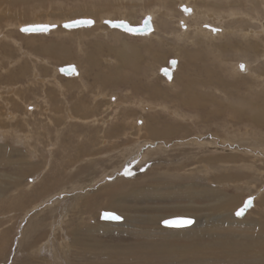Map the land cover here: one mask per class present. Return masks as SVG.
Wrapping results in <instances>:
<instances>
[{"label":"bare ground","instance_id":"6f19581e","mask_svg":"<svg viewBox=\"0 0 264 264\" xmlns=\"http://www.w3.org/2000/svg\"><path fill=\"white\" fill-rule=\"evenodd\" d=\"M26 1L29 2V0H0L4 5L6 3L10 6L19 5V7L21 2L23 3ZM50 1L52 0H41L39 6L43 8V5L45 6L46 3H50V5L54 3V1ZM63 1L61 2L64 3ZM72 1L74 2V0ZM79 1L78 3L82 5ZM92 1L94 0H91V2ZM109 1L112 2V0H108L107 2ZM116 1L117 0H115V2ZM121 1L124 2V0H119L120 5L124 8L130 5L128 4L129 2H133V0H127L128 3H122ZM127 1L125 0V2ZM137 1L149 2L148 5L151 7L143 12L145 18L147 16L150 17L152 22V29L147 33L133 34L127 31H121L118 27L108 25L106 20H124L129 23L132 22V20L128 18V16H132V12L129 13L126 11L127 13H119L121 12L120 5L117 7L116 4V7L114 5L113 9H109L108 7H111L112 5H99L100 1L96 3L97 0L94 1L95 3H91L90 7H87V11L78 12L80 13L78 15L75 13L74 16H69L68 14L64 15L62 13L55 16V14L50 13L51 15L46 16L44 21H34L32 19L33 21L23 23L21 20L22 23L20 24L7 20V30H0V206L5 203L4 199H13L12 201H9V203L6 202L8 204L6 206L9 208L13 207L12 205H14V207L23 204L26 205L27 203L25 204V201L27 196H37L39 193L47 192L45 191L47 189H44V187L41 189L40 187L47 185L48 176H40V173L37 174L40 165L37 164L38 162L35 163L33 161L39 156L40 148L38 145L42 142L40 135L43 133L49 136L48 144H44V147L45 151H47L50 156L54 155L57 151L55 150V146L59 144V147L61 145L60 148H62L63 143L67 144V139L63 138L61 141L60 137L64 136L65 132H69L81 142L80 144H86L84 146L85 148L86 146L87 148L89 147L87 151L82 152L78 150L77 158L86 154L82 159L87 158L88 163L92 161L96 162L97 165L98 163L106 162L110 159L112 160L114 151H117L115 148L119 146L121 140H125L127 144L132 138H137V144L129 149L125 162L120 166H115L113 169L111 168L112 165L107 166L112 170L109 172L104 170L99 178L92 181L89 189H78L76 186H73V192L70 193L66 190H62L56 194L50 196L47 195L48 197L46 196L43 200L34 202L28 208L26 207L27 209H25L23 213L20 212V215H18L19 211L17 213L15 211L16 214L11 217L10 211V214L8 215L11 218L8 222L15 218L20 219L19 222H16L15 219L14 224L12 225V228L16 225V233L19 236L15 241L16 246H20L19 248H21L25 241L27 242V239L31 240L37 235L39 230L37 218L40 217V215L42 217L44 213L45 216L48 218L53 217L54 220L51 219V222L46 220V223L50 222L46 225L47 231L43 230L39 232L38 239L41 240L44 237H47L48 245H50V254L54 259L55 264L59 262L62 255H66L67 258L69 250H74L73 248H76L74 251L75 253L73 252L75 257L78 260H81L82 264H119L117 261H111V257L129 258L131 261H129L128 264H264V206H262L264 203H262L263 198L260 200V196L258 198V195L264 191V187L258 185L257 193L252 194L253 196H251L253 198V204L250 207H247L245 210L246 212L244 211L246 216L242 215V217H240L238 214H235L236 208L234 210L231 208V203H233L236 198H232L223 189L218 188L217 183L216 186L213 185L214 181H212V179L214 178H212V174L210 176V173L214 170L221 171L222 166L225 168L228 166L223 164L225 161L224 159L232 158L227 161V164L228 162H236L237 160L234 158L238 157V159H240L239 156H236L238 155L237 153L243 154L240 156L244 162H242V165H235L234 168L238 170L242 169L243 173L241 174V171L240 174L245 179L248 177L253 178L256 174L260 175L264 171L261 168L264 166V132H257L258 130H262L259 125L264 126V93L257 91L259 86L264 87V51L259 54L260 58L258 60V54L254 55L260 45L264 46V0H172L175 1L174 6L177 9L178 20L175 18L173 10L168 8L170 4H166L168 3L167 0H159V2H156V0ZM75 2L77 3V0ZM1 3L0 11L2 12L0 13V22H5L8 18L5 11L9 10L5 9L4 11L3 8H5V6L1 9ZM56 3L59 4L58 1ZM88 3L90 4V2ZM163 3L165 6L161 5ZM70 4L72 3L70 2ZM101 4H103V1ZM32 5L34 6V4ZM132 6L134 5L132 4ZM23 7L24 6H22V8ZM54 7L55 9L57 8L55 4ZM129 7H131V5ZM10 8L12 7H9V9ZM22 8L20 7V10ZM162 9H165V11H162ZM78 10L79 9H77V11ZM35 12H40V10L38 9V11ZM51 12H53V10H51ZM116 12H118V16H115ZM162 13L163 15H161ZM160 17H163L164 19L162 20ZM57 18L61 19V21L57 20ZM79 18H90L93 20V23L87 26L72 28L63 27V23ZM174 19H176L175 22L173 21ZM143 20L144 19H142V21ZM16 21L18 23L19 20ZM43 23L51 25V29L43 32H25L21 29L27 24ZM173 23L176 24L175 29H173ZM60 24L62 27L58 26ZM13 28L21 33L20 36H30L32 38L37 36L38 38V36L45 37L49 35H57L60 39L61 35H65V38L67 35H70V38L73 36V42L74 35L75 37L78 36V39L82 36L83 38H89V35L94 34V32H96L97 38L101 39L102 36H99L100 33L98 34V32L107 31L108 29L114 31L113 34L108 33L109 36H117V33L119 32L121 33L120 35L126 34L127 36L128 34L130 36H140L142 39L144 38V41L145 39H153L157 36L156 38H158L161 47L153 48L148 46L149 52H147V50L145 52L149 53L150 56H146L147 59L145 61L143 59L144 64L140 65L139 60H141L140 58L142 54H137L140 48L137 44L140 43L125 42L123 44L124 47L136 48L137 51H134V54H129L127 52L128 49H121L118 50L120 52H116L119 48L116 47V49L111 46L109 50L114 51L113 53L119 58L120 65L116 66V63L113 67V64H107L108 72L110 71L108 74L99 71L101 70L98 65L99 55L97 57L96 53V55H94L93 52H89L86 57L87 61H85V59L84 61L88 62L87 64H89L90 75H94V77H82V68L79 67L78 63H72L70 65H74L76 70L70 76L69 74H66L65 77H68L71 80H69L68 83L62 84L59 78L41 76V67L35 65L38 62L47 65V62L49 63V61L47 58L45 59L39 56L34 58L36 60L33 63L34 68H32L33 72L31 73V77L23 76L25 72L28 71L26 62L25 67L22 65L18 67V69H15V71L14 69H9L10 72L3 75L4 71L7 69L2 65L1 60H5V58L9 59L5 61L9 64L8 68H12L17 62H20L21 59H23H18L20 58L19 54H17L18 57H16L15 62L13 60L15 58H12V60L10 58V54L13 52V46L21 43L17 42L16 38L13 37ZM212 29H219V31H213ZM161 31L163 32V34L161 33L162 36H158ZM105 33L107 35V32H104L103 35ZM173 36L179 42L182 43L183 41V44L185 45L190 44L199 47V44H203L206 46H200L199 49L197 48L194 51H189V49L185 48L186 46L183 47V52L181 54L186 57L185 59H187V62H185V66L184 64L182 65L187 71L192 72V74H179L177 76L178 73L176 74V72L179 71V65L181 66V57H175L177 60L176 65L169 67L172 71L170 77L165 76L161 72L165 65L158 66L157 68L152 67L155 61L162 59L159 55V52H161L160 48H162L163 45H166L169 42V38ZM97 38L96 41L94 39V42L92 41V43H86H88L89 46L93 45L94 47L95 45L96 47H99L98 45H103L104 42L99 41ZM108 38L109 37L107 36V39ZM222 38H226V40H221L222 42L215 43ZM117 39L115 38V40ZM103 40L106 41V39ZM27 42L29 43L30 40ZM36 42L37 41L32 43L35 44ZM49 42L51 43L50 46H46L48 42L45 43L46 45L41 43V45L46 47L41 48H43V52L46 51L47 54H50L54 59L55 57H58V59L66 58L67 55H71L70 50L68 49L70 46L67 47L68 41L60 39V41L55 42L54 45H52L53 41ZM118 42H120V40ZM32 43H30V45ZM38 44L40 45V43ZM82 44L81 42L78 44L80 49L83 47ZM85 45L83 48L86 47ZM35 47H37V45ZM119 47L121 48V46ZM23 48L25 49L26 47ZM99 48L100 49H97L100 51L103 50L104 52L105 49H101V47ZM28 49L31 50V46ZM38 49L37 51H39ZM237 51H240L238 55L241 56V59L233 61L234 59L232 60V57L235 56ZM23 56L24 55H22V57ZM30 56L31 54L29 57ZM100 56L102 55L100 54ZM106 57H103L105 61H113ZM142 57L144 58V56ZM104 59H102V61ZM31 61H33V58ZM168 62H170V59ZM100 63L101 62H99V64ZM65 65L66 64L57 66L53 65V67L54 70L58 72L60 71V68ZM241 65L245 66L243 70L241 69ZM167 66H169V63ZM127 68H130V70L136 69V72L143 74L144 77H142V79H140L139 76V78L127 77L128 72L126 73L127 75L124 74ZM32 69H30V71ZM159 73H161V77L158 76ZM74 78H77L78 80L80 79V84L84 83L86 86L84 89L86 91L89 90V93L93 95V104H91L93 107L89 104H83V107L77 105L73 102L74 100H71L72 98L67 100V93H70L73 88L78 87ZM89 79H92L95 82L94 86L97 90H93L90 83L88 84ZM162 82H164V85ZM49 85H51V87L53 85V88L50 89ZM122 85H128L135 91L132 92V95H135V97L138 95L139 99L133 98L134 96L132 98L138 100L135 101V103L141 108L143 113L145 112L149 115L151 111L152 113L154 111L153 115L150 114L151 118L145 119L142 114L138 115L139 113H135V108H133L134 110L128 111L127 108L132 101H129V103L127 101H121L117 96H111L108 98L109 101H107L106 104L111 103L110 108H107V110L101 109L100 106L105 105L103 104V89L107 87L114 88L116 86L123 87ZM171 88H174V90H172L173 93H170L171 91L169 92V89ZM55 89H58L59 92L56 93ZM81 89L82 86H80L78 91L82 92ZM111 92H113V90H111ZM65 93L67 95H65ZM77 97H79V95H74V99ZM186 109L192 110L195 114H188ZM86 110L88 113H86ZM224 112H230L231 115L225 116L227 120L224 119L222 121L223 131L229 135L222 139L217 138V135H214V133L208 135L202 133L193 134L190 130L191 127L188 129V123H184L187 120H194L196 126H200L201 123L209 125L215 123ZM162 113H167L169 117L172 116V119H175L176 123H172L171 121L173 120H170L171 118L169 120L162 119L164 114L159 117ZM176 118H178V121L179 119L183 121L178 122ZM242 127H246V131L241 136L242 132H235L234 130L242 129ZM185 131L190 135L185 134V138L182 137L183 139L181 140H173L176 137L178 138L179 134H184ZM238 134L240 135L238 136ZM235 136L238 137L235 138ZM142 137L145 138L140 139ZM98 140L100 141L99 143H97ZM188 147L195 148L196 151L199 150V152H205V158L208 161V164L205 165L204 162L202 167L196 166V170L185 172L186 166L184 167L185 164L182 165L184 163L183 157H177L172 160V162L175 163L173 166L176 165L173 167L175 169L173 171L172 169H166L168 172L160 170L159 172H162L160 176L156 175L159 177L158 179L151 176V174H154L155 172H152L151 174H148L149 172H144L146 170L144 167L147 165L146 162L150 157H155L156 154H161V156H163V153L166 154L175 150L180 151L182 148L185 149L181 151L183 155L185 153L193 155V151L191 152L190 149L186 150ZM79 148L82 147L79 145L78 149ZM127 148L125 147V149ZM64 149L66 151V147L63 148V150ZM125 149L123 147V150ZM220 153L231 154L229 156H226L227 154L220 156ZM171 154H173V152ZM224 156H226V158ZM156 157L158 156L156 155ZM116 158H118L117 155ZM160 159L157 161H160ZM71 162L72 164H69L71 168V176H74L77 172H80V170L87 168L86 165H82L78 168L75 162ZM169 162L167 161L165 163ZM162 163L163 161L160 164ZM165 163L163 165L165 168L171 166L170 163L169 165ZM93 164L94 163H92V165ZM66 166L68 165H65V167ZM152 168L155 169L153 166ZM222 169L224 168L222 167ZM76 170L78 171L75 173ZM123 170H127L131 175H125ZM236 173L238 172L236 171ZM233 176L235 177V175ZM242 176H240V178H243ZM218 177L220 178L219 180L222 181L226 178V173H219L217 178ZM187 179L190 181L187 182ZM228 179L229 178H227V182ZM234 180L237 179L235 178L233 181ZM257 181H259V179ZM262 183L260 184L262 185ZM88 190H93L95 192L104 190L105 195L103 203L106 207L102 209L98 208L99 210L101 209L100 211L95 210V212L97 211L99 213H97V216L94 218H91L92 216L88 218V221L85 220V218H82L84 220L83 228H75L76 226L71 230L69 228V234L62 237V240L58 245L57 242L59 239L57 241V236L59 237L58 233H60V231L61 233L64 231V223L68 222L67 224L69 226L71 225V220H69L71 218H68L67 215L68 212L66 209L60 211V205H63L67 201H77V199H80L87 194ZM23 196L24 198H22ZM137 198L155 201L162 199L168 201V199H172L174 202L177 201V204H173L169 208H174L177 212L188 213L189 215H164L161 214V210L162 208H167L166 206H152L151 208L153 212L151 211V213L146 214L143 216L144 218L141 219L143 215L142 212V215L137 217L138 215L136 216V214H132L134 211L131 214L126 211L131 208L133 209L134 207L133 205V207L128 205L127 202L130 200L134 201ZM102 199L100 201H102ZM196 199L204 200V204H197ZM185 200L188 203H183ZM80 206L77 205V207ZM190 208H194L198 212L203 211L207 216H203L199 213L196 214V216H194V214L191 215L188 212L191 210ZM83 209L84 208H81V211ZM239 209L237 207V210ZM105 211L117 213L122 217V220L103 219L102 213ZM58 212L61 216L55 218V214ZM93 212L94 210L90 213ZM76 213L77 212H75V214ZM90 213L88 215H90ZM141 213L139 212V214ZM83 214L86 215V213ZM257 214H259V217H256ZM79 215L80 214H78V216ZM180 217L192 218L194 221L191 225L180 227L163 225V221L166 219ZM86 221L88 223H86ZM90 221L94 222L91 223ZM73 223H75L74 220ZM68 225L67 227H69ZM72 225L70 227H72ZM236 226L239 228H235ZM1 227L2 226H0V233H3L1 236L10 233V228L4 229L3 231V228L1 229ZM106 230L115 231L116 233H126L127 235L131 234L136 237L137 240L130 244L119 243L116 245H106L104 242L95 241L93 234L97 231H100V234H102L101 232ZM85 236L90 237L89 239H92V241L90 240L91 242H88ZM31 242H34V244L27 247L34 248L38 243L35 239L33 241L31 240ZM42 244H38L39 247H41ZM103 255L106 257L104 262H102L103 260L96 262L91 261L92 257H100V259H102ZM69 258L71 259V257ZM106 259H109L110 261L108 262ZM41 262H44V259Z\"/></svg>","mask_w":264,"mask_h":264},{"label":"rangeland","instance_id":"374dc122","mask_svg":"<svg viewBox=\"0 0 264 264\" xmlns=\"http://www.w3.org/2000/svg\"><path fill=\"white\" fill-rule=\"evenodd\" d=\"M40 1L41 0H29V2H27V4H26V2H21L20 3V7L22 8V6H26L25 8L23 7L21 10H24V11H21L20 10V7H19V5H13V6H10V5H8V4H6L5 3V5L3 4V3H1V9L5 6V8H3L4 9V11H5V9L6 10H9V11H5L6 12V14L8 15V18L5 20V22H0V30H4V31H6L7 30V26H6V22H7V20L8 21H13L14 23H16V24H20V23H22L21 22V20L23 21V23L24 22H30V21H44L45 19H46V16H50L52 13L53 14H55V16L57 15L58 16V14L60 15V14H64V15H66V14H68L69 16H74L75 15V13H76V15H78V14H80V13H78V12H84V11H87L88 10V6L90 7L91 6V3H93L94 1H92L91 2V0L89 1V0H77V3L75 2L76 0H74V2L76 3V5H75V3L72 1V0H57L58 2H59V4H57L56 2L57 1H55V0H52V1H50V2H53L54 1V3H52L51 5H50V3L49 4H47L46 3V5L44 6L43 5V8H41L39 5H40ZM61 1H63L64 3H65V5L67 6H65L64 5V3H62ZM66 1V2H65ZM78 1L79 2H81L82 3V5L81 4H79L78 3ZM85 1V2H84ZM100 1V3H99V5H108V6H111V7H108L109 9L111 8V9H113V7H114V5H115V7H116V4H117V7H119V5H120V3H119V0H117L116 2H115V0L113 1L112 0V2L111 1H109V2H107L106 0H102L103 1V4H101L102 3V1L101 0H99ZM98 0H97V2L96 3H98L99 2ZM127 1V0H126ZM128 1H130V0H128ZM128 1L127 2H125V0H124V2L123 1H121L122 3H128ZM153 1H155V0H153ZM171 1L172 0H167V2L168 3H166L167 5H169L168 6V8H171L172 10H173V13L175 14V18H177L178 17V15H177V9H176V7L174 6L175 5V1H172V3H171ZM39 2V3H38ZM61 2V3H60ZM69 2V3H68ZM70 2L72 3V4H70ZM87 2V3H86ZM88 2H90V4L88 3ZM156 2H159V0H156ZM34 4V6L32 5V4ZM66 3H68L69 4V7H68V4H66ZM95 3V2H94ZM148 3L149 2H141V1H137V0H133V2H129L128 4H130L131 5V7H129L130 5H128L127 7H122V5H120V7H121V12H119V13H125L126 11L127 12H129V13H131L132 12V16H128V18L129 19H131L132 20V22H130V24H132V25H138V24H140V22L142 21V19H144L145 18V15H144V11L145 10H147V9H150L151 7H150V5H148ZM54 4H55V6H57V8L55 9V7H54ZM61 4H63V5H61ZM74 4V5H73ZM132 4L134 5V6H132ZM146 4V5H145ZM29 5V6H28ZM84 5V6H83ZM162 6H165V4L163 3V4H161ZM18 6V7H17ZM71 6V7H70ZM80 6V7H79ZM9 7H12V8H10L9 9ZM30 7H32V8H30ZM35 7V8H34ZM41 9H40V8ZM47 7V8H46ZM82 7H84V8H82ZM53 8V9H52ZM34 9V10H33ZM38 9L40 10V12H35V11H38ZM76 9V10H75ZM77 9H79L78 11H77ZM18 10V11H17ZM20 10V11H19ZM42 10V11H41ZM48 10V11H47ZM51 10H53V12H51ZM63 10V11H62ZM3 11V12H4ZM12 11V12H11ZM34 11V12H33ZM55 11V12H54ZM74 11V12H73ZM75 11H77V12H75ZM162 11H165V9H162ZM2 11H0V13H1ZM20 12V13H19ZM24 12V13H23ZM42 12V13H41ZM44 12H45V14H44ZM60 12V13H59ZM126 12V13H127ZM176 12V13H175ZM17 13H18V15H17ZM35 13V14H34ZM39 13V14H38ZM51 13V14H50ZM71 13V14H70ZM128 13V14H129ZM165 13V12H164ZM14 16H13V15ZM33 14V15H32ZM42 14V15H41ZM49 14V15H48ZM17 15V16H16ZM161 15H163V13L161 14ZM36 16V17H35ZM115 16H118V12H116V14H115ZM81 17H83V16H81ZM35 18V19H34ZM33 19V20H32ZM160 19H164L163 17H160ZM16 20H19L18 21V23H17V21ZM57 20H60L61 21V19H59V18H57ZM177 20H178V18H177ZM174 22L176 21V19H174L173 20ZM193 22V21H192ZM225 22H227V21H225ZM142 23V22H141ZM173 25V29H175L176 27V24L175 23H173L172 24ZM2 26V27H1ZM58 26H61L62 27V25L60 24V25H58ZM64 27V26H63ZM2 28H4V29H2ZM163 28V27H162ZM118 29V28H117ZM121 31H125V30H123V29H120ZM17 30L16 29H14L13 28V30H12V33H13V37L14 38H16V41L17 42H21V43H18L20 46H22V47H20L18 44H16L15 46H13L14 48H12L13 49V52H11V54H10V58H11V60H12V58H15V59H13L14 60V62L16 61V57H18V55L17 54H19V57L20 58H18L19 60L21 59V58H23V59H21V61L20 62H17L16 64H15V66L14 67H12V68H8V66H9V64L5 61V60H9V59H7V58H5V60H1V63H2V65L4 66V67H6V71H4V73H3V75L4 74H6V73H8V72H10V70L9 69H14V71H15V69H18V67H20V66H24L25 67V62H26V66H27V72H25V74L23 75L24 77H31V73L33 72V69L32 68H34L33 66H34V61L36 60V59H34V58H36V57H42V58H47L48 59V61H49V63L47 62V65L46 64H40V62H38L35 66H37V67H41V76L42 77H56L57 79H58V77H60V76H66V74L65 73H61L60 71H58V72H56L55 70H54V67H53V65H62V64H68V65H70V64H72V63H74V64H76V63H78V65H79V67H81L82 68V70H83V75H82V77H84V75H86V77L88 76V77H94V75H90V71H89V64H87L88 62H85V61H87L86 60V57L88 56V54H89V52L91 53V52H93L94 53V55H96L97 57H98V55H99V62H101L100 64H99V62H98V65H99V68L101 69V70H99V71H101V72H103V73H109L108 72V69H107V67H108V65H112L113 67H114V65L116 64V66L117 65H120V62H119V58L116 56V54H114L113 52L114 51H110L109 49L111 48V46H112V48L114 47V48H119V49H117V51L116 52H120V51H118V50H121V49H124V50H126V49H128L127 50V52L129 53V54H134L137 50H136V48L135 49H133V48H130V47H127V46H125L124 47V43L125 42H127V43H140V44H137V46H140V48H139V50H138V52H137V54H139V53H141L142 54V56H144V58L141 56V60H139L140 62V65H143L144 64V61L147 59L146 58V56L147 57H149L150 55H149V53H147V52H149L148 50V46H151V47H153V48H159V47H161V45H160V42H159V40H158V38H156V37H154L153 39L151 38V39H145V41H144V38L142 39V37H140V36H135V35H133V36H130V35H128L127 34V36H126V34H123V35H120L121 33H117V36L116 35H110L109 36V34H113V30H108L107 29V31H99L98 32V30H97V32H98V34L100 33V35L99 36H102V38L100 39V38H97V34H96V32H94V34H92V35H89V38H87V37H84L83 38V36L81 37V38H79L78 39V36H76L75 37V35H74V42H73V39H72V37L73 36H71V38H70V35H67L66 36V38H65V35H61V37H63V38H61L60 36V39H63V40H66V41H68L67 42V47L68 46H70V48L68 47V49L70 50V56H68L67 55V57L65 58H59L60 59V62H59V59H58V57H55V59L50 55V54H47V52L46 51H42V49L43 48H41V47H45L44 45H41V43L42 44H45V43H47V45L46 46H50L51 45V43L49 42V41H53L52 42V45H54V43L55 42H57V41H60V39L58 38V36L57 35H49V36H45V37H39L38 36V38H37V36L36 37H30V36H20L21 35V33H19V32H17ZM104 32H107V35H106V33L103 35V33ZM109 33V34H108ZM163 34V32L161 31L159 34L160 35H158V36H162V34ZM17 35V36H16ZM51 36V37H50ZM95 37V38H93V37ZM107 36L109 37L108 39H107ZM48 37V38H47ZM67 37H68V39H67ZM80 37V36H79ZM92 37V38H91ZM19 40H18V39ZM23 39V41H22V39ZM34 38H35V40H34ZM37 38V39H36ZM45 38V39H44ZM52 38V39H51ZM55 40H54V39ZM70 38V39H69ZM76 38V39H75ZM83 38V39H82ZM86 38V39H85ZM91 38V39H90ZM96 38L97 39H99V41H103L104 43H103V45H98L99 47H101V49H105L104 50V52H103V50H98V49H100L99 47H96V45H95V47L93 46V45H90L89 46V44L88 43H92V41L94 42V39H95V41H96ZM115 38L117 39V40H115ZM57 39V40H56ZM87 39H88V41H87ZM103 39H106V41L105 40H103ZM30 40V42L28 43L27 41H29ZM31 40H32V42H35V41H37L38 43H40V45L36 42L35 44L37 45V47H35L36 45L34 44V43H32L31 42ZM34 40V41H33ZM46 40H47V42H46ZM72 40V41H71ZM78 40V41H77ZM81 40V41H80ZM84 42H83V41ZM113 40V41H112ZM120 40V42H118ZM149 40V41H148ZM151 40H153V41H151ZM155 40V41H154ZM175 40V41H174ZM225 41L226 40V38L224 39V38H222V39H220V40H217L215 43H220V42H222V41ZM43 41V42H42ZM90 41V42H89ZM108 41V42H107ZM110 41H111V43H110ZM115 41V42H114ZM169 42L166 44V45H163L162 46V48H160L161 49V52H159V55H160V58H162V59H160V60H158V61H155L154 63H153V65H152V67L153 68H157L158 66H161V65H165V66H167L168 65V60L169 59H172V58H175V57H181L180 59V64H181V66L179 65V71H178V69H177V71L178 72H176V74H177V76L179 75V74H186V75H188V74H192V72H189V71H187V69H185V62H187V59H185L186 57L183 55V54H181L182 52H183V47L184 46H186L185 48H187V49H189V51L191 50V51H194V50H196L197 48L199 49V47L201 46V47H206L205 45H203V44H199V47L197 46L196 47V45H194V46H192V45H185V44H183V41H182V43L181 42H179L174 36L173 37H170L169 38V40H168ZM23 42V43H22ZM70 42H71V45H70ZM81 42V44L82 43H84V44H82L83 45V47H84V45L85 44H87V45H85L86 47L85 48H83V47H81V49H83V50H81L80 48H79V43ZM86 42H88V43H86ZM149 42V43H148ZM30 43H32L31 45H30ZM105 43H106V45H105ZM108 43V44H107ZM116 43V44H115ZM151 43V44H150ZM173 43H175V44H173ZM22 44V45H21ZM26 44H27V46H26ZM114 44V45H113ZM148 44V45H147ZM38 45H39V47H38ZM77 45V46H76ZM110 45V46H109ZM116 45H118V46H116ZM145 45V46H144ZM158 45V46H157ZM29 46V47H28ZM30 46H31V50L33 51V53H32V51L30 50V49H28V48H30ZM119 46H121V48L119 47ZM147 46V47H146ZM157 46V47H156ZM166 46V47H165ZM23 47H26L25 49L23 48ZM28 47V48H27ZM33 47H34V49H33ZM87 47H89V48H87ZM90 47H92V48H90ZM103 47V48H102ZM123 47V48H122ZM22 50H21V49ZM39 48V49H38ZM46 48V47H45ZM98 48V49H97ZM152 48V49H153ZM195 48V49H194ZM37 49L39 50V51H37ZM79 49H80V51H79ZM96 49V50H95ZM203 49V48H202ZM25 52H24V51ZM26 50H28V51H26ZM147 50V52H145ZM15 51V52H14ZM37 51V52H36ZM72 51V52H71ZM81 51H82V53H81ZM98 51V52H97ZM110 51V52H109ZM135 51V52H134ZM263 51H264V46L263 45H260L259 47H258V49H257V52H256V54H254V55H257L258 54V56H257V60L260 58L259 57V54H261V53H263ZM27 52V53H26ZM42 52V53H41ZM86 52H88V53H86ZM106 52V53H105ZM178 52V53H177ZM22 53V54H21ZM23 53H25V54H23ZM37 53V54H36ZM45 53V54H44ZM96 53V54H95ZM99 53V54H98ZM113 55H112V54ZM180 53V54H179ZM238 53H240V51H237V53L235 54V56L234 57H232V60L233 61H235V60H237V59H241L240 57L241 56H239L238 55ZM31 54V56L29 57V55ZM34 54H35V56H34ZM100 54L102 55V56H100ZM148 54V55H147ZM162 54V55H161ZM22 55H24L23 57H22ZM26 56V57H25ZM47 56V57H46ZM95 56V57H96ZM107 56V57H106ZM69 57V58H68ZM73 57V58H72ZM84 57V58H83ZM106 57V58H110V59H112L113 61H105V59L104 58ZM32 58H33V61H31L32 60ZM53 58V59H52ZM27 59V60H26ZM29 59V60H28ZM31 59V60H30ZM84 59H85V61H84ZM102 59H104L103 61H102ZM143 59H144V61H143ZM25 60V61H24ZM57 60V61H56ZM64 60V61H63ZM75 60V61H74ZM152 60V59H151ZM105 61V62H104ZM29 62V63H28ZM104 62V63H103ZM111 62V63H110ZM114 62V63H113ZM21 63V64H20ZM20 64V65H19ZM28 64H29V66H28ZM81 64V65H80ZM108 64V65H107ZM155 64V65H154ZM182 64H184V66L182 65ZM65 65V66H66ZM101 65V66H100ZM31 66V67H30ZM106 66V67H105ZM112 66H109V67H112ZM168 67H171L170 65L168 66ZM106 70H105V69ZM30 69H32L31 71H30ZM92 69H94V68H92ZM102 69H104V70H102ZM184 69V70H183ZM129 70V71H128ZM131 70H133V71H131ZM130 70V68H127L126 70H125V72H124V74L125 75H127L128 74V76L127 77H136V78H139L140 77V79H142V77H144L143 76V74H141V73H137L136 72V69H131ZM30 71V72H29ZM43 71H45V72H43ZM95 71V70H94ZM97 71V70H96ZM98 72V71H97ZM128 72V73H127ZM127 73V74H126ZM130 73V74H129ZM136 74V75H135ZM1 75V74H0ZM130 75V76H129ZM70 76V75H69ZM139 76V77H138ZM159 77H161V73H159V75H158ZM164 76V75H163ZM166 76V75H165ZM164 76V77H165ZM199 78H202V77H199ZM75 80H76V82H81L80 81V79L78 80L77 78H74ZM232 79V78H231ZM27 80H28V78H27ZM71 80V79H70ZM89 82H88V84L90 83L91 84V86H93V90H97V88L94 86V81L92 80V79H89L88 80ZM230 81H232V80H230ZM86 83V82H85ZM162 84L164 85V82H162ZM175 84H176V82H175ZM50 86V89L51 88H53V85H52V87H51V85H49ZM81 86H82V89H81V91H82V93L83 92H85V84L84 83H81ZM123 87H119V86H116V87H114V88H110V87H107V88H104L103 90L104 91H102V92H104L103 93V96H104V98H103V100H100V101H103V104L105 103V105L104 106H100L101 107V109L102 110H107V108H110L111 107V103L110 104H106L107 103V101H109V97H111V96H117V97H119L120 98V100L121 101H127L128 103H129V101L131 102V104L129 103V106H128V108H127V110L129 111V110H134L133 108H135V113H139L138 115H140V114H142L143 115V117L146 119V118H151V115H153L154 114V111H153V113H152V111L149 113V115H148V113L146 114L145 112V115H144V113L142 112V110H141V108L138 106V105H136V103H135V101H138V100H136V99H139V97H138V95H137V97H135V95H132V92H135L132 88H130V86H128V85H126V86H124V85H122ZM256 88H258V87H256ZM102 89V88H101ZM243 89V88H242ZM110 90V91H109ZM111 90H113V92H111ZM172 90H174V88H171V89H169V92L170 93H173V91ZM178 90V89H177ZM264 87H260L259 86V88H258V90L257 91H261L262 93H264ZM109 91V92H108ZM117 91V92H116ZM96 92V91H95ZM107 92V93H106ZM112 94H111V93ZM120 94H119V93ZM68 95H72V93L70 94V93H67ZM66 93H65V95H67ZM104 94H106V95H104ZM129 94V95H128ZM131 94V95H130ZM67 95V96H68ZM121 95V96H120ZM134 96V97H133ZM87 98H88V101L90 102L89 103V105H91V104H93V95H89V97L88 96H86ZM85 97V99H87ZM106 97V98H105ZM131 97V98H130ZM136 98V99H133V98ZM62 98V97H61ZM80 98V97H79ZM80 99H82V98H80ZM134 101V102H133ZM159 101V100H158ZM155 102H156V100H155ZM107 105V106H106ZM131 105V106H130ZM92 106V105H91ZM93 107V106H92ZM113 107V106H112ZM137 107V108H136ZM92 109V108H91ZM136 109H137V111H136ZM110 112H111V110H110ZM109 112V113H110ZM141 112V113H140ZM186 112H188V114L190 113V114H195L194 112H192V110H190V109H186ZM161 113V112H160ZM38 114H40V113H38ZM151 114V115H150ZM164 114V117L162 116ZM167 113H162L159 117H161L162 116V119H164V120H169L170 118V120H173V121H171L172 123L173 122H175L176 123V120L175 119H172V116L171 117H169L168 116V114L166 115ZM228 115H231L230 114V112H224L219 118H218V120L215 122V123H211V124H209V125H207L206 123H201V125L200 126H196V123L194 122V120H187V121H185L184 123L186 124V123H188V129L190 128V130H191V132L194 134H199V133H202V134H204V135H208V134H212V133H214V135H217V138H219V139H222L223 137H227V136H229L228 134H226L224 131H223V125H222V121L224 120V119H226L225 118V116H228ZM146 116V117H145ZM167 119H166V118ZM177 119V121H178V118H176ZM227 120V119H226ZM131 121V120H130ZM180 121H183V120H180L179 119V121L178 122H180ZM192 122V123H191ZM228 122V121H227ZM133 123V122H132ZM195 124V126H194V124ZM207 125V126H206ZM261 128H262V130H258L257 132H260V133H262V132H264V126L263 125H259ZM242 130V131H241ZM235 132L236 131H238V132H242V134H241V136L243 135V133L246 131V127H242V129L240 128L239 130H234ZM234 132V133H235ZM86 134V133H85ZM182 134V135H181ZM181 134H179V137L177 138H175V139H173V140H178V139H183V138H185L186 136H184L185 134L186 135H190V134H188V133H186V131L184 132V134L183 133H181ZM181 135V136H180ZM240 134H238V136H239ZM54 136V135H53ZM66 136V137H65ZM237 136V137H238ZM183 137V138H182ZM236 136H235V138H237ZM61 138V141H62V139L64 138H66L67 139V144L66 143H63V146H62V148H60L61 147V145H60V147H59V144L57 145V146H55V150H57L56 152H55V154L54 155H52V156H50V154L49 153H47V151H45V147H44V144H48V138H41V141L43 142H41L42 143V145L40 144V145H38L39 146V148H40V150H39V156H37V158H35V160H33L35 163H37L38 165H40V168H39V171L37 172V174L38 173H40L41 175L40 176H48V180H47V185L45 186H42V187H40L41 189L44 187V189H47V190H45V191H47L46 193L45 192H43V193H39V194H37V196L39 197H37L36 195H34V196H31V195H29V196H27V199H26V201H25V204L26 205H21V206H18V207H14V205H12L13 207H7L6 205H8L7 203H9V201H12V200H6V199H4L5 200V203H3V205H1L0 206V226H2L1 227V229L3 228V231H4V229H7V228H10L11 230H10V233H8V234H4V236H1L2 234L0 233V264H41V263H43V264H55L54 263V259L52 258V256H51V252H50V245H48V242H47V237H44L43 239H38L39 237V232H41V231H47V227H46V225L48 224V223H50L51 221V219L52 220H54L53 219V217H51V218H48L47 216H45L44 215V213H43V216L41 217V215H40V217H38L37 218V224H38V228H39V230H38V232H37V235L35 236V237H33L31 240L33 241L34 239L36 240V242H38L37 243V245L34 247V248H29V247H27V246H30V245H33L34 244V242H31V240H29V239H27V242L25 241V243L22 245V249L21 248H19L18 246H16V239H18V235H17V230H16V225L14 226V228H12V225L14 224V220L16 219H13V220H11V221H9L8 222V220H10V218L12 217V216H14L18 211H19V214L18 215H20L21 213H23V211L25 210V209H27L28 207H30L34 202H37V201H41V200H43L47 195H53V194H56V193H58V192H61L62 190H66L67 192H73V190L74 189H72L73 188V186H76L78 189H81V188H84L85 190H87V189H89L90 187H91V183H92V181H95L97 178H99L101 175H102V173H103V171L104 170H106L107 172H109L110 170H112L115 166H120L121 164H123L124 162H125V158L128 156V153H129V149L130 148H132V147H134L133 145H135V144H137V138L136 137H134V138H132V140L129 142V143H127L126 144V142H125V140H121L120 142H119V146L118 147H116L115 148V150H117V151H114V153H113V157H112V160L110 159V160H108V161H106V162H102V163H98V165L96 164V162H92L91 160V162H89L88 163V160H87V158L86 159H82L83 157H84V155H86V154H83L82 155V157H80V158H77V155H78V150L79 151H87V149L89 148H87V146H86V148L84 147L85 145H82V144H80L81 142L80 141H78L77 140V138L76 137H74V136H72V134H70L69 132L67 133V132H65V135L64 136H61L60 137ZM143 138H145V137H142V138H140V139H143ZM234 138V139H235ZM70 139V140H69ZM77 140V141H76ZM76 141V142H75ZM123 141V142H122ZM136 141V142H135ZM55 142V141H54ZM134 142V143H133ZM77 143H79V144H77ZM122 143V144H121ZM70 146H69V145ZM74 146H73V145ZM121 144V145H120ZM124 144V145H123ZM66 145V146H65ZM80 145V147H82V148H79L78 149V146ZM82 145V146H81ZM66 147V151H65V149L63 150V148H65ZM74 147H76V148H74ZM123 147H124V149H125V147L127 148V149H125V150H123ZM72 148V149H71ZM59 149V150H58ZM76 149H77V151H76ZM191 150V152L193 151V155H188V154H182L181 153V151H183V150H185L184 148H182L180 151L179 150H175V151H172L173 152V154H171L172 152H169V153H163L162 155L163 156H161V154H156L158 157H156V155H155V157H150V159L149 160H147V162H146V166L144 167L146 170L144 171V172H149L148 174H151L152 172L154 173V174H151V176L152 177H154L155 179H158L159 177H157L156 175H158V176H160V174L162 173V172H159L160 170L162 171H167L168 172V170H166V169H169V170H171L172 169V171L175 169V168H173V167H175L176 165H174L173 166V164H175L174 162H172V160H174L173 158H177V157H183V159H184V163L182 164V165H184V167H185V172H187V171H192V170H196L197 169V167H202L203 165L202 164H204V162H205V165H207L208 164V161L206 160V153L205 152H199V150L198 151H196V149L195 148H191V147H188L186 150ZM44 150V151H43ZM74 150V151H73ZM196 153H195V152ZM77 152V153H76ZM92 152V151H91ZM175 152V153H174ZM228 152H230V151H228ZM41 153H42V155H41ZM89 153H90V150H89ZM115 153H117V154H115ZM198 153V154H197ZM205 153V154H204ZM60 154V155H59ZM74 154V155H73ZM120 156H119V155ZM171 154V155H170ZM201 154H203V155H201ZM225 154H227L226 156H229L230 154H228V153H220V156L221 155H225ZM234 154V153H233ZM238 155H236V156H239L240 157V159H238V157L237 158H234V159H236L237 161L236 162H232V163H230V162H228V164H227V161L228 160H230V159H232V158H226V156H224L226 159H224L225 161L223 162V164H225V166H227L226 168L224 167V166H222L224 169H222V167H221V171L220 170H214L213 172H211L210 173V176H211V174H212V178H214V179H212V181H214V183H213V185H215L216 186V183H217V185H218V188H221V189H223L229 196H231L232 198H236V199H234V202L233 203H231V208L234 210L235 208V214H237V213H239V210H237V207H238V209L240 208H242L243 207V205H244V203H245V200L247 199V198H249V197H251V196H253L252 194H256L257 193V187H261V186H263L264 187V171L262 172V174H256L253 178H251V177H248V178H244L241 174L243 173V170L242 169H235L234 168V166L235 165H242L243 163L242 162H244L243 161V159H241L242 157V153H237ZM67 155V156H66ZM116 155H117V157L118 158H116ZM123 155V156H122ZM166 155V156H165ZM205 155V156H204ZM241 155V156H240ZM44 159H42L41 157ZM69 156V157H68ZM91 156V155H90ZM122 156V157H121ZM193 156V157H192ZM234 156V155H233ZM39 157H40V159H39ZM67 157V158H66ZM189 157V158H188ZM191 157V158H190ZM158 158V159H160V158H162V159H160V161H157L156 159ZM166 158V159H165ZM169 158V159H168ZM70 159V160H69ZM120 159H121V161H120ZM171 159V160H170ZM196 159V160H195ZM198 159V160H197ZM200 159V160H199ZM204 159V160H203ZM115 160V161H114ZM117 160V161H116ZM157 162H156V161ZM59 161V162H58ZM70 161V162H69ZM71 161H73V162H75V164H76V166L79 168V167H81L82 165H86L87 166V168L89 169H87V168H85V169H83V170H80V172H77L78 170H76L75 171V175L74 176H71V173H70V171H71V168H70V165L69 164H72V162ZM152 161V162H151ZM163 161V163L162 164H160L161 162ZM169 162L170 163V165L171 166H169V168H165V166H163L164 165V163L165 162ZM46 162V163H45ZM57 162V163H56ZM87 162V163H86ZM116 162V163H115ZM119 162H121V163H119ZM192 162H193V164H192ZM92 163H94L93 165H94V167H93V165H92ZM156 163V164H155ZM169 163H165V164H168L169 165ZM48 164V165H47ZM52 166H51V165ZM78 164H80V165H78ZM96 164V165H95ZM155 164V165H154ZM157 164H159V165H157ZM64 165V166H63ZM65 165H68V166H66L65 167ZM112 165V166H111ZM89 166V167H88ZM102 166H104V167H102ZM106 166V167H105ZM107 166H111V168H108ZM148 166H149V168H148ZM152 166L155 168V169H153L152 168ZM194 166V167H193ZM197 166V167H196ZM69 167V168H68ZM91 167V168H90ZM157 167H158V169H157ZM165 169H164V168ZM229 167V168H228ZM99 168H101V169H99ZM105 168V169H104ZM148 168V169H147ZM161 168V169H160ZM196 168V169H195ZM227 168H228V170H227ZM262 168V170H264V166H262L261 167ZM69 169V170H68ZM94 169V170H93ZM98 169V170H97ZM103 169V170H102ZM109 169V170H108ZM233 169V170H232ZM235 169V170H234ZM68 170V171H67ZM153 170V171H152ZM156 170H158V171H156ZM225 172H224V171ZM227 170V171H226ZM216 171H220L219 173H223V174H225L226 173V181H225V179L224 178H222V179H224V180H219L220 178L218 177L217 178V176H219V173L218 172H216ZM232 172V174H231V172ZM235 171V172H234ZM236 171L238 172V173H236ZM242 171V172H241ZM54 172V173H53ZM88 174H87V173ZM92 172V173H91ZM96 172V173H95ZM229 173V175H228V173ZM240 172H241V174H240ZM94 173V174H93ZM98 173V174H97ZM123 173H125V171L123 170ZM156 173H158V174H156ZM237 175H236V174ZM79 174V175H78ZM96 174V175H95ZM100 174V175H99ZM143 174V173H142ZM242 176L243 178H240V176ZM83 175H85V176H83ZM155 175V176H154ZM230 175H232V176H230ZM233 175H235V177L233 176ZM55 176V177H54ZM148 176H150V175H148ZM259 176V177H258ZM262 178H261V177ZM227 178H229L228 179V182H227ZM237 179V180H234L233 181V179ZM259 179V181H257L258 179ZM60 179V180H59ZM70 179V180H69ZM154 179V180H155ZM248 179V180H247ZM263 179V180H262ZM50 180V181H49ZM217 180H219V181H217ZM229 180H232V181H229ZM72 181V182H71ZM190 180H188L187 179V182H189ZM56 182V183H55ZM82 182V183H81ZM219 182V183H218ZM230 182V183H229ZM242 182V183H241ZM245 182H246V184H245ZM263 182V183H262ZM78 183V184H77ZM234 183V184H233ZM236 183V184H235ZM239 185H238V184ZM260 183H262V185L260 184ZM64 184H69V185H64ZM86 184V185H85ZM257 184V185H256ZM86 187H85V186ZM89 185V186H88ZM221 185V186H220ZM223 185V186H222ZM233 185H234V187H233ZM241 185V186H240ZM252 185V186H251ZM259 185V186H258ZM66 186H67V188H66ZM72 186V187H71ZM81 186H84V187H81ZM228 186V187H227ZM230 186V187H229ZM238 186H240V187H238ZM253 187V188H251V187ZM70 187V188H69ZM237 187V188H236ZM65 188V189H64ZM87 188V189H86ZM49 189V190H48ZM53 191H52V190ZM60 189V190H59ZM253 189V190H252ZM50 191V192H49ZM54 191H56V192H54ZM93 190H88V192H87V194H85L83 197H81L80 199H77V201L75 200L74 202H72V201H67L66 203H64L63 205H60L61 207H59V210L61 211V210H64V209H66V211L68 212L67 213V215H68V218H71V219H69V220H71V225H72V223H73V220H74V222L75 223H73V225H72V227H70L67 223L68 222H66V223H64L65 225H64V231L61 233V231H60V233H58V235H59V237L57 236V241H58V239H59V241L57 242V244L59 245V243L61 242V238L62 237H65V235H68L69 234V232L68 231H70L71 229H73L75 226V228H79V227H81V228H83L84 227V220L82 219V218H85V220H87L88 221V218H90L91 216V218H94V217H96L97 216V213H99V212H97V211H100L102 208H104V207H106L105 206V204L103 203L104 202V190H100L99 192H95V191H93ZM103 191V192H102ZM53 192V193H52ZM264 192V191H263ZM260 193V195H258V198H259V196H260V198H259V200L260 199H262V203H264V193ZM40 194H42V195H40ZM40 195V196H39ZM95 197H94V196ZM36 196V197H35ZM32 197V198H31ZM48 197V196H47ZM22 198H24V196L22 197ZM97 198V199H96ZM103 198V199H102ZM36 199V200H35ZM84 199V200H83ZM95 199V200H94ZM102 199V201H100ZM138 199V198H137ZM136 199V200H137ZM98 200V201H97ZM136 200H130V201H128L127 202V204L128 205H130V206H134L135 207V209H134V207H133V209L131 208V209H128V210H126L127 212H129L130 214L132 213L133 215H135L136 214V216L137 217H140L141 215H142V213H143V215H142V217H141V219H143L144 217L143 216H145L146 214H149V213H151V211L153 212V210H152V206L154 207H158V206H163V207H167V208H162V210H161V214H164V215H173V214H175V215H189L188 213L186 214V213H183V212H177V211H175V209L174 208H169L170 206H172L173 204H177V201H175L174 202V200H169L168 199V201L167 200H165V199H162V200H150V199H138L137 201ZM28 201V202H27ZM30 201V202H29ZM7 202V203H6ZM72 202V203H71ZM77 202V203H76ZM96 202H98V203H96ZM130 202V203H129ZM134 202V203H133ZM137 202H139V203H137ZM147 202V203H146ZM180 202V201H179ZM244 202V203H243ZM78 206H80V207H77V205ZM82 203V204H81ZM85 205H84V204ZM97 205H96V204ZM144 203V204H143ZM183 203H188L186 200L183 202ZM196 203L197 204H204V200H200V199H196ZM139 204V205H138ZM141 204V205H140ZM87 205V206H86ZM143 205V206H142ZM146 205V206H145ZM25 206V207H24ZM67 206V207H66ZM69 206V207H68ZM75 206V207H74ZM86 206V207H85ZM89 206V207H88ZM101 206H103V207H101ZM140 206H142V207H140ZM262 206H264L263 204H262ZM3 207V208H2ZM27 207V208H26ZM74 207V208H73ZM95 207V208H94ZM97 207V208H96ZM137 207V208H136ZM6 208V209H5ZM21 208V209H20ZM75 208H77V209H75ZM80 208V209H79ZM81 208H84L82 211H81ZM88 208V209H87ZM91 208H92V210H91ZM98 208H101L100 210L98 209ZM4 209V210H3ZM10 209V210H9ZM16 209V210H15ZM191 210H189L188 212L192 215V214H194V216H196V214H202L203 216L206 214L205 212H203V211H201V212H198L197 210H195L194 208H190ZM14 210V211H13ZM77 210V211H76ZM78 210H80V211H78ZM94 210V212L93 213H90V212H92ZM95 210H97L96 212H95ZM131 210V211H130ZM10 211H11V217H9V215L8 214H10ZM15 211H16V213H15ZM70 211V212H69ZM72 211V212H71ZM74 211V212H73ZM113 211V210H112ZM148 211V212H147ZM21 212V213H20ZM75 212H77L78 214H80L79 216H78V214L76 213L75 214ZM87 212H89L90 213V215H88L89 213H87ZM139 212L141 213V214H139ZM246 212V211H245ZM245 212H243V215H245L246 213ZM46 213V212H45ZM83 213H86V215L85 214H83ZM96 213V214H95ZM82 215V216H81ZM94 215V216H93ZM140 215V216H139ZM59 216H61V214L58 212L57 214H55V218L57 217V218H59ZM205 216H207V215H205ZM240 217H242V215H239ZM246 216V215H245ZM4 217V218H3ZM8 217V218H7ZM121 217V216H120ZM244 217V216H243ZM256 217H259V214H257V216ZM47 218V219H46ZM67 218V219H68ZM80 220H79V219ZM78 219V220H77ZM19 220L20 219H16V222L18 221L19 222ZM40 220V221H39ZM43 220H44V222H43ZM46 220H49L50 222H48V223H46ZM120 220H122V217H121V219ZM79 221V222H78ZM82 221H83V224H82ZM86 221V223H88ZM81 222V223H80ZM91 223H93L94 221H90ZM44 223V224H43ZM78 223V224H77ZM42 224V225H41ZM69 226V227H67V225ZM44 225V226H43ZM69 228H70V230H69ZM235 228H239L238 226H236ZM80 229V228H79ZM67 230V231H66ZM67 234H66V233ZM99 232V233H98ZM112 232V233H111ZM97 233V234H96ZM96 233H94L93 235H94V237H95V241H101V242H104V244H106V245H116V244H119V243H121V244H130V243H132V242H135L136 240H137V238L136 237H134L133 235H131V234H126V233H116L115 231L113 232V231H111V230H106V231H102L101 233L102 234H100V231H97ZM60 234H61V236H60ZM116 234V235H115ZM120 234V235H119ZM99 238H98V237ZM85 238L88 240V242H91L92 241V239H89L90 237H88V236H85ZM101 238V239H100ZM132 239V240H131ZM134 239V240H133ZM40 240V241H39ZM91 240V241H90ZM46 241V242H45ZM121 241V242H120ZM43 243V244H42ZM41 245L42 244V246L41 247H39V245ZM120 244V245H121ZM19 245V244H18ZM19 248V249H18ZM24 248V249H23ZM30 249V250H29ZM48 249V250H47ZM74 250H69V253H68V259L66 258V255L64 256V255H62L61 256V260L59 259V262H57L56 264H74V263H76V264H82V261L81 260H78L76 257H75V250H76V248H73ZM19 250H21V251H19ZM23 251V252H22ZM44 251V252H43ZM46 251V252H45ZM72 251V252H71ZM21 252V253H20ZM74 252V253H73ZM71 253V254H70ZM2 254V255H1ZM29 254V255H28ZM48 254V255H47ZM50 254V255H49ZM34 255V256H33ZM263 255H264V253H263ZM73 256V257H72ZM69 257H71V259L69 258ZM108 257H110V256H108ZM32 258V259H31ZM52 258V259H51ZM91 258V257H90ZM104 258V259H103ZM105 258L106 257H104V255H103V257H102V259H100V257H92V259H91V261H102V262H104L105 261ZM44 259V262H41L42 260ZM53 260V261H52ZM108 262L111 260V261H113V262H115V261H117V263H121V264H123V263H129V261H131L129 258H118V257H111L110 258V260L109 259H106ZM68 261V262H67ZM70 261V262H69ZM25 262V263H24ZM63 262V263H62Z\"/></svg>","mask_w":264,"mask_h":264},{"label":"water","instance_id":"95a60500","mask_svg":"<svg viewBox=\"0 0 264 264\" xmlns=\"http://www.w3.org/2000/svg\"><path fill=\"white\" fill-rule=\"evenodd\" d=\"M86 20H91L90 18H79V19H74L68 22L63 23V26L66 28H72V27H78V26H87V25H91L89 23H84V21ZM106 23L110 26L113 27H118L120 29H123L127 32L133 33V34H141V33H147L152 29V22H151V18L150 17H146L144 18V20L142 21L141 24L138 25H132L127 21L124 20H115V21H110V20H106ZM25 28H29V29H36L35 31H27V32H43V31H49L51 29V25L47 24V23H43V24H27L24 25L21 29L22 31H24L23 29ZM26 32V31H25ZM177 60L175 58L170 59L169 65L170 66H175L176 65ZM76 70L74 65H66L60 68V72L61 73H65V74H69L71 75L72 73H74ZM161 72L170 77L172 75V71L168 66H165L162 68ZM249 201H251V203H249ZM253 204V198L249 197L245 200L244 206L239 209V212H244L247 207H250ZM105 213H113L115 215H118L117 213H114L112 211H105L102 213V218H104V214ZM119 216V215H118ZM185 219H190L192 221H194L192 218H184V217H180V218H169L163 221V225L165 226H187V225H191V224H181V223H176L178 221H182ZM106 220V219H105ZM168 221H172L173 223H167Z\"/></svg>","mask_w":264,"mask_h":264},{"label":"crops","instance_id":"0c3cea01","mask_svg":"<svg viewBox=\"0 0 264 264\" xmlns=\"http://www.w3.org/2000/svg\"><path fill=\"white\" fill-rule=\"evenodd\" d=\"M81 68V67H80ZM84 77H86V75H84ZM88 77V76H87ZM60 80H61V83L62 84H65V83H68V81L70 80L68 77H63V76H60V77H58ZM63 78V79H62ZM67 80V81H66ZM77 84V88H73L72 89V91L70 92V93H72L73 95H69V96H67V100H70L71 98V100L73 101V102H75L77 105H81L82 107H83V104H89V101H88V98L87 99H85V97L86 96H88L89 97V95L91 94V93H89L90 91L88 90V91H86L85 90V92H80V91H78L79 90V88H80V86H81V84H80V82L78 83H76ZM91 85V84H90ZM91 88L93 89V86H91ZM56 90V93H58L59 92V90L58 89H55ZM75 92H74V91ZM79 95V97L80 98H82V99H80L79 97H77V98H75L74 99V95ZM83 94V95H82ZM71 96V97H70ZM64 98V97H63ZM78 101V102H77ZM86 101V102H85ZM80 103V104H79ZM105 104V103H104ZM88 109V108H87ZM86 113H88L87 112V110H86ZM44 135V136H43ZM41 137L42 138H49V136L47 135V134H41L40 135V139H41ZM100 141L98 140V142L97 143H99ZM41 145H42V143H40ZM39 144V145H40Z\"/></svg>","mask_w":264,"mask_h":264},{"label":"snow or ice","instance_id":"6c2138e0","mask_svg":"<svg viewBox=\"0 0 264 264\" xmlns=\"http://www.w3.org/2000/svg\"><path fill=\"white\" fill-rule=\"evenodd\" d=\"M84 23H89V24H91V23H93V21H91V20H86V21H84ZM24 31H35L36 29H29V28H25V29H23ZM213 31H219V29H212ZM244 67L245 66H243V65H241V69L243 70L244 69ZM125 175H131V173L130 172H128L127 170L125 171V173H124ZM249 203H251V201H249ZM238 215H243V212H239V213H237ZM104 218L106 219V220H120L121 219V217L120 216H118V215H115V214H113V213H105L104 214ZM193 221L192 220H190V219H185V220H182V221H178V222H176V223H181V224H191ZM167 223H173L172 221H168Z\"/></svg>","mask_w":264,"mask_h":264}]
</instances>
